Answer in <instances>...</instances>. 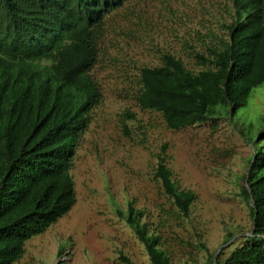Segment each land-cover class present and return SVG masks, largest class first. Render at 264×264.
Listing matches in <instances>:
<instances>
[{
    "label": "trees",
    "instance_id": "obj_1",
    "mask_svg": "<svg viewBox=\"0 0 264 264\" xmlns=\"http://www.w3.org/2000/svg\"><path fill=\"white\" fill-rule=\"evenodd\" d=\"M129 1L0 0V264H14L27 241L76 203L70 171L98 104L92 70L99 43L108 16ZM230 5L225 37L204 53L193 51L203 70L187 69L169 53L161 55L159 66L139 69L135 101L159 114L168 130L233 120L256 89L264 88V0H230ZM258 122L259 131L249 124L241 132L253 151L243 176L248 189L239 193L250 206L251 235L215 264H264V119ZM156 160L154 176L164 195L188 216L196 196L176 185L161 156ZM116 214L150 264H170L142 210L129 202ZM208 264H214L213 256Z\"/></svg>",
    "mask_w": 264,
    "mask_h": 264
},
{
    "label": "rangeland",
    "instance_id": "obj_2",
    "mask_svg": "<svg viewBox=\"0 0 264 264\" xmlns=\"http://www.w3.org/2000/svg\"><path fill=\"white\" fill-rule=\"evenodd\" d=\"M230 6V0H130L108 16L92 70L98 104L70 171L76 203L27 241L14 264H150L116 214L129 202L144 212L143 222L159 236L170 264H208L212 256L224 260L249 241L250 206L239 193L253 151L241 132L249 124L254 133L261 129L264 88L256 89L233 120L181 131L168 130L159 114L140 109L135 101L139 69L159 66L164 53L193 72L204 69L193 51L204 53L225 37ZM158 156L176 185L196 196L186 217L155 179Z\"/></svg>",
    "mask_w": 264,
    "mask_h": 264
},
{
    "label": "water",
    "instance_id": "obj_3",
    "mask_svg": "<svg viewBox=\"0 0 264 264\" xmlns=\"http://www.w3.org/2000/svg\"><path fill=\"white\" fill-rule=\"evenodd\" d=\"M246 186H247V182H246ZM247 189H248V186H247ZM215 262H216V259H214V264H215Z\"/></svg>",
    "mask_w": 264,
    "mask_h": 264
}]
</instances>
